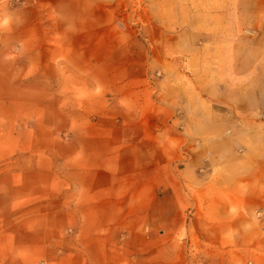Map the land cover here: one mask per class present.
<instances>
[{"label": "crops", "instance_id": "1", "mask_svg": "<svg viewBox=\"0 0 264 264\" xmlns=\"http://www.w3.org/2000/svg\"><path fill=\"white\" fill-rule=\"evenodd\" d=\"M120 1L37 0L26 8L39 23L41 7L49 4L58 26L54 54L62 58L53 87L64 95L70 90V96H53L55 109L80 120L70 128L68 158L59 162L63 175L53 177L49 188L56 197L43 215L51 223L45 222L44 234L37 232L30 246L43 253V264H204L190 250L193 233L198 242L217 248L225 231L239 233L226 242L249 241L250 235L242 234L247 231L242 212L264 200V163L230 151L205 159V150L173 145L176 113L197 125L204 121L205 87L148 78L157 66L142 64L138 53L134 55L129 46L134 38L128 34V42L122 43V37L110 32ZM151 1L159 24L171 23L173 7L189 5V0ZM34 16L22 18L24 39L30 37ZM74 56L78 64L72 65ZM212 92L214 103L228 107L218 112L224 121L220 128L236 130L234 104L225 96L235 92ZM251 93L255 101L248 113L264 104L261 87ZM62 103L69 108H61ZM241 179L248 186L239 185ZM27 230L35 232L33 227ZM47 232L55 236L50 239ZM144 249L148 252L141 256ZM209 260L229 264L235 259Z\"/></svg>", "mask_w": 264, "mask_h": 264}, {"label": "rangeland", "instance_id": "2", "mask_svg": "<svg viewBox=\"0 0 264 264\" xmlns=\"http://www.w3.org/2000/svg\"><path fill=\"white\" fill-rule=\"evenodd\" d=\"M36 3L0 0V264H43V253L30 243L37 232L44 234L41 228L45 222L51 223L43 211L56 197L50 189L53 177L63 175L59 162L69 156L70 128L80 122L70 120L74 113L55 109L53 96L64 95L53 87L62 59L54 54L59 46L58 26L52 22L46 3L40 10L41 21L36 22L34 13L26 10ZM153 3L120 1L110 32L122 37V43L128 42V34L134 38L129 44L134 55L138 53L142 64L157 66L149 79H168L173 86L205 87L201 92L204 121L197 125L176 113L173 145L205 150V159L230 151L264 163V104L255 106L253 113L247 112L255 101L251 91L257 87L264 91V0H189L188 8L170 10L172 21L167 24L156 23ZM32 16L36 23L29 25L30 37L24 39L22 18L31 20ZM72 59V65L78 64L76 56ZM253 65L260 69H253ZM215 88L222 89V94L224 90L235 92L225 96L234 104L236 130L220 128L224 121L218 112L228 107L214 103ZM69 92L66 90L64 96H70ZM60 107L69 108L65 103ZM180 108L178 104L179 112ZM238 184L248 186L249 181L241 179ZM46 192L44 197L37 196ZM238 209L242 211L244 206ZM244 211L247 231L242 234L250 235L247 243L226 242L239 233L225 231L220 233L222 246L217 248L210 245L212 242H198L193 233L192 255L204 259V264H211L212 256L235 259L229 264H264V200L253 202ZM30 227L35 232L27 230ZM45 236L52 239L55 234L47 232ZM141 252L145 256L148 249Z\"/></svg>", "mask_w": 264, "mask_h": 264}, {"label": "built area", "instance_id": "3", "mask_svg": "<svg viewBox=\"0 0 264 264\" xmlns=\"http://www.w3.org/2000/svg\"><path fill=\"white\" fill-rule=\"evenodd\" d=\"M262 117H264V113H262Z\"/></svg>", "mask_w": 264, "mask_h": 264}]
</instances>
